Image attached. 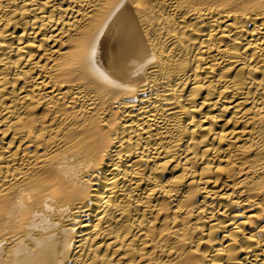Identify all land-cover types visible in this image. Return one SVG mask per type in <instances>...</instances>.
I'll return each instance as SVG.
<instances>
[{"label": "bare ground", "instance_id": "6f19581e", "mask_svg": "<svg viewBox=\"0 0 264 264\" xmlns=\"http://www.w3.org/2000/svg\"><path fill=\"white\" fill-rule=\"evenodd\" d=\"M0 264H264V0H0Z\"/></svg>", "mask_w": 264, "mask_h": 264}]
</instances>
